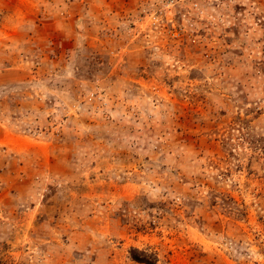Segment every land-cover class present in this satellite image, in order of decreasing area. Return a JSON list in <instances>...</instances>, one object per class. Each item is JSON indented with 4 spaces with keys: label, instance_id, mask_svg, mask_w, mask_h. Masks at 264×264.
Instances as JSON below:
<instances>
[{
    "label": "rangeland",
    "instance_id": "rangeland-1",
    "mask_svg": "<svg viewBox=\"0 0 264 264\" xmlns=\"http://www.w3.org/2000/svg\"><path fill=\"white\" fill-rule=\"evenodd\" d=\"M264 264V0H0V264Z\"/></svg>",
    "mask_w": 264,
    "mask_h": 264
},
{
    "label": "trees",
    "instance_id": "trees-1",
    "mask_svg": "<svg viewBox=\"0 0 264 264\" xmlns=\"http://www.w3.org/2000/svg\"><path fill=\"white\" fill-rule=\"evenodd\" d=\"M130 255L134 260L147 264H154L157 260V256L154 252H148L145 249H138L137 247H132L130 249Z\"/></svg>",
    "mask_w": 264,
    "mask_h": 264
}]
</instances>
